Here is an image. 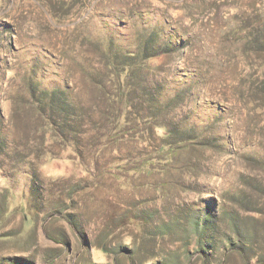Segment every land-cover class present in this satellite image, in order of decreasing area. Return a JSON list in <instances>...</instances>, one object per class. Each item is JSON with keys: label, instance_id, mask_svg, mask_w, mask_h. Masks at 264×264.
Masks as SVG:
<instances>
[{"label": "rangeland", "instance_id": "rangeland-1", "mask_svg": "<svg viewBox=\"0 0 264 264\" xmlns=\"http://www.w3.org/2000/svg\"><path fill=\"white\" fill-rule=\"evenodd\" d=\"M259 259L264 0H0V264Z\"/></svg>", "mask_w": 264, "mask_h": 264}, {"label": "trees", "instance_id": "trees-1", "mask_svg": "<svg viewBox=\"0 0 264 264\" xmlns=\"http://www.w3.org/2000/svg\"><path fill=\"white\" fill-rule=\"evenodd\" d=\"M127 107H128V110H125V113L126 114H123V117H124V121H125V123H128V122H130L131 121V119H130V117L131 116H135L137 119H141V117H140V115H139V112L138 111H135V112H133L132 113V106H130V105H127ZM133 114V115H132ZM118 121L120 122V118H118ZM72 125V124H71ZM70 125V127H72ZM127 134V133H126ZM116 134H114V139L113 140H111V141H116V136H115ZM129 135V134H128ZM161 144L162 145H165L166 143L164 142V141H162L161 142ZM161 147V146H160ZM162 148V147H161ZM160 150H163V149H160ZM261 262H264V261H261L260 259L258 260V263H261Z\"/></svg>", "mask_w": 264, "mask_h": 264}]
</instances>
